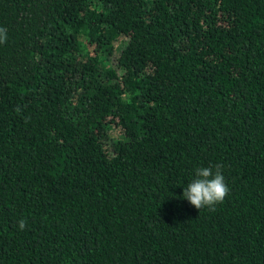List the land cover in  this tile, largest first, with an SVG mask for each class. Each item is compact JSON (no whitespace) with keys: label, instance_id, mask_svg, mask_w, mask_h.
<instances>
[{"label":"trees","instance_id":"1","mask_svg":"<svg viewBox=\"0 0 264 264\" xmlns=\"http://www.w3.org/2000/svg\"><path fill=\"white\" fill-rule=\"evenodd\" d=\"M0 29V264H264V0H0Z\"/></svg>","mask_w":264,"mask_h":264},{"label":"clouds","instance_id":"2","mask_svg":"<svg viewBox=\"0 0 264 264\" xmlns=\"http://www.w3.org/2000/svg\"><path fill=\"white\" fill-rule=\"evenodd\" d=\"M5 39V32L0 29V43H3ZM221 167L217 165L215 171L211 167H198L195 170L196 178L184 187L183 198L198 210L214 209L217 204L222 203L230 189ZM25 226L26 221L20 220L19 227L23 229Z\"/></svg>","mask_w":264,"mask_h":264}]
</instances>
